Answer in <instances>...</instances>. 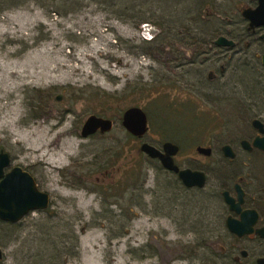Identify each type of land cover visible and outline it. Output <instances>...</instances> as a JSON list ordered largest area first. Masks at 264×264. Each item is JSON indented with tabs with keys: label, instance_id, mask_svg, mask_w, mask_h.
Returning <instances> with one entry per match:
<instances>
[{
	"label": "rangeland",
	"instance_id": "rangeland-1",
	"mask_svg": "<svg viewBox=\"0 0 264 264\" xmlns=\"http://www.w3.org/2000/svg\"><path fill=\"white\" fill-rule=\"evenodd\" d=\"M78 2L55 15L49 1L0 0V151L50 196L46 210L0 221V264H255L264 241L227 230L221 192L242 178L264 225V155L239 145L255 135L253 118L264 123V68L245 47L258 35L241 16L256 1ZM218 36L236 47L210 46ZM131 105L147 115L142 141L178 145L176 164L204 172V188L138 154L121 126ZM92 114L114 128L83 139Z\"/></svg>",
	"mask_w": 264,
	"mask_h": 264
},
{
	"label": "water",
	"instance_id": "water-1",
	"mask_svg": "<svg viewBox=\"0 0 264 264\" xmlns=\"http://www.w3.org/2000/svg\"><path fill=\"white\" fill-rule=\"evenodd\" d=\"M254 8H247L241 11L242 18L247 22L249 30L264 26V0H255ZM263 38V37H261ZM212 44L215 47L233 48L235 42L224 36H218ZM261 64L264 67V54L261 56ZM61 99L60 95L56 96ZM121 126L132 137L143 139L149 131L147 115L140 106H129L125 108L121 116ZM251 126L258 135L250 144L246 140L240 142L243 150L255 148L264 153V123L259 119H254ZM114 128V123L99 114H92L85 118L80 137L86 139L95 134H107ZM139 151L150 160H156L163 170L175 174L182 185L187 189H202L206 185V175L202 171L189 168H180L174 163V156L178 153L179 147L173 143L165 142L161 150L143 142L139 146ZM197 154L204 157L211 156L210 147L197 146ZM222 155L228 160H234L235 151L230 145L221 147ZM10 165V158L7 153L0 151V221L8 224L20 222L26 215L34 211H44L49 207L50 196L48 193L38 189L33 177L21 167H13L8 172H4ZM241 180L234 184V194L231 196L228 191L222 192V198L229 212L236 217L228 216L225 220L227 230L237 238L257 236L264 240V226L257 227L259 223V213L255 209L242 206L245 202V192L240 186ZM241 255L246 256L242 251ZM2 250L0 249V260ZM255 264H264V257L258 258Z\"/></svg>",
	"mask_w": 264,
	"mask_h": 264
},
{
	"label": "flooded vegetation",
	"instance_id": "flooded-vegetation-1",
	"mask_svg": "<svg viewBox=\"0 0 264 264\" xmlns=\"http://www.w3.org/2000/svg\"><path fill=\"white\" fill-rule=\"evenodd\" d=\"M247 8H249V7H245V8H243V9H247ZM254 8V7H253ZM247 31L248 32H250V34H252L253 36H255V35H258V38H256V39H252V40H250L249 42H246V44H245V47H246V53H247V55H248V57L251 59V60H255V62H256V60L258 61V62H260V64H261V56L264 54V26H261V27H258V28H255L254 30H249L248 29V27H247ZM261 37H263V38H261ZM210 46H214L213 44H211ZM212 47H210V48H212ZM215 47V46H214ZM236 47V43H235V46L233 47V48H235ZM252 47H256L257 49L255 50V51H252L251 49H252ZM217 48H219V47H217ZM220 48H222V47H220ZM233 48H230V49H233ZM261 66H262V64H261ZM263 67V66H262ZM223 68V65H221V69ZM264 68V67H263ZM208 77H209V79H212V78H214L215 77V75L212 73V72H210L209 74H208ZM131 106H134V105H131ZM129 107V106H128ZM100 116H102V115H100ZM105 118V117H104ZM106 119H109V118H106ZM254 119H259V118H253L252 120H254ZM111 120V119H110ZM252 120H251V122H252ZM260 120V119H259ZM113 121V120H112ZM113 123H114V121H113ZM149 123V122H148ZM263 123V122H262ZM250 125H251V123H250ZM149 127V126H148ZM252 127V126H251ZM253 128V127H252ZM253 130L255 131V135L254 136H252L249 140H246V141H248L250 144L252 143V141H253V139L258 135V133H257V131L253 128ZM148 133V132H147ZM96 135V134H95ZM94 136V135H93ZM91 137V136H90ZM131 138H133V139H135V140H137L138 142H140V144L141 143H143V142H145V141H142L143 139H137V138H135V137H132V136H130ZM243 140H245V139H243ZM242 141V140H241ZM240 141V142H241ZM147 143H149L150 145H152V146H154V147H156V148H158V149H160L161 150V147H162V145L165 143V142H169V141H165V142H162V143H160V142H156V141H146ZM240 142H239V145H240ZM170 143H172V142H170ZM173 144H175V143H173ZM176 145V144H175ZM178 146V145H177ZM179 147V146H178ZM241 147V146H240ZM242 149V148H241ZM212 150V149H211ZM243 150V149H242ZM243 151H245L247 154H251L252 152H260V153H262L263 155H264V153L263 152H261V151H259V150H257V149H255V148H252L251 150H243ZM212 153V152H211ZM221 153H222V151H221ZM179 154V151H178V153L174 156V158H173V160H174V163L176 164V160H175V158H176V156ZM236 154V153H235ZM145 156V155H144ZM202 156V155H201ZM204 157V156H203ZM224 157V156H223ZM236 158V157H235ZM152 161H156V160H152ZM158 162V161H157ZM177 165V164H176ZM10 166V165H9ZM178 166V165H177ZM9 168V167H8ZM8 168H6L5 170H4V172L6 173V172H8V171H10V169H8ZM13 168V167H12ZM190 169V168H189ZM193 170V169H192ZM199 171V170H198ZM103 175H104V173H103ZM175 175V174H174ZM176 176V175H175ZM239 180H241V182H240V186L242 187V182H243V179L242 178H238L237 179V181L235 182V183H237V182H239ZM234 183V184H235ZM234 184H233V186H232V191H228V190H224V191H228L229 192V194L231 195V196H235V194H234ZM103 185V184H102ZM187 189V188H186ZM192 189H197V188H192ZM242 189H243V187H242ZM244 190V189H243ZM244 192H245V190H244ZM245 197H246V193H245ZM242 208L243 209H246V208H250V209H255V208H253V207H248L247 206V204H246V200H245V202H244V205L242 206ZM258 213H259V211L257 210V209H255ZM229 211V210H228ZM230 214L228 215V216H233V217H236L237 218V216L234 214V213H231V212H229ZM227 216V217H228ZM226 217V218H227ZM226 218H225V220H226ZM261 214L259 213V223H258V225H257V227H260V222H261ZM262 226H264V225H262ZM124 233H126L127 234V232H124ZM234 236V235H233ZM251 236H255V235H251ZM251 236H248V237H251ZM255 237H257V236H255ZM237 238V237H236ZM243 238H245V237H243ZM258 238V237H257ZM261 240V239H260ZM264 241V240H263ZM242 251H244V250H242ZM241 251V252H242ZM241 252H240V256L242 257V258H246L247 257V252H246V256L245 257H243L242 255H241ZM261 258V257H260ZM258 259V258H257ZM256 259V260H257ZM256 260H255V262H256Z\"/></svg>",
	"mask_w": 264,
	"mask_h": 264
},
{
	"label": "trees",
	"instance_id": "trees-1",
	"mask_svg": "<svg viewBox=\"0 0 264 264\" xmlns=\"http://www.w3.org/2000/svg\"><path fill=\"white\" fill-rule=\"evenodd\" d=\"M27 1H29V0H27ZM31 1L36 3V4H41V3L45 2V1H49L50 2V4H49L50 6L44 5V7L52 8L53 9V13L55 15H62V13H63L62 11H66V9H72L71 11H73L74 9H76V7H81V5L79 4L78 0H31ZM92 1L105 3L109 7H115L117 5H121L123 7H128L129 3H131L130 1H133V0H92ZM134 1H136V0H134ZM138 1L142 2V0H138ZM143 1L145 3H148V2L150 3V2H152L154 0H143ZM157 2L164 3V0H157ZM159 25L160 24L157 23V26H159ZM138 154L143 155L141 152L138 153ZM133 158L134 157L130 158V160L133 159ZM222 192H221V196H222Z\"/></svg>",
	"mask_w": 264,
	"mask_h": 264
},
{
	"label": "bare ground",
	"instance_id": "bare-ground-1",
	"mask_svg": "<svg viewBox=\"0 0 264 264\" xmlns=\"http://www.w3.org/2000/svg\"><path fill=\"white\" fill-rule=\"evenodd\" d=\"M12 54V53H11ZM9 64V63H8ZM7 64H4V67H6ZM7 74L4 73V71L2 72V75L0 76V85L2 87V96L0 98V100H3L4 99V93H5V89L8 88V77H6ZM13 78V77H12ZM10 85V84H9ZM8 106H7V103L3 105V109H6Z\"/></svg>",
	"mask_w": 264,
	"mask_h": 264
},
{
	"label": "built area",
	"instance_id": "built-area-1",
	"mask_svg": "<svg viewBox=\"0 0 264 264\" xmlns=\"http://www.w3.org/2000/svg\"><path fill=\"white\" fill-rule=\"evenodd\" d=\"M151 33H152V29L150 28V26H148L147 24L142 26V37L144 40H148V41L151 40L152 39Z\"/></svg>",
	"mask_w": 264,
	"mask_h": 264
}]
</instances>
